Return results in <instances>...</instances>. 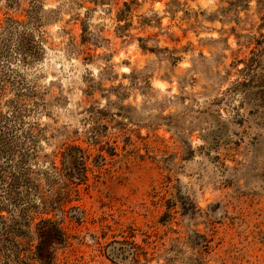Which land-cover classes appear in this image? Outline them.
Here are the masks:
<instances>
[{
    "label": "rangeland",
    "instance_id": "rangeland-1",
    "mask_svg": "<svg viewBox=\"0 0 264 264\" xmlns=\"http://www.w3.org/2000/svg\"><path fill=\"white\" fill-rule=\"evenodd\" d=\"M0 176L24 264H264V0H0Z\"/></svg>",
    "mask_w": 264,
    "mask_h": 264
},
{
    "label": "trees",
    "instance_id": "trees-1",
    "mask_svg": "<svg viewBox=\"0 0 264 264\" xmlns=\"http://www.w3.org/2000/svg\"><path fill=\"white\" fill-rule=\"evenodd\" d=\"M63 169L70 180L75 183L81 182L85 177V164L83 151L78 146H70L63 153ZM1 178V176H0ZM6 217L1 214L0 208V261L13 262V264H24L23 249L20 244L12 239L17 230L7 224ZM37 246L36 257L41 262H47L50 258L48 252L43 247L46 241L58 238L62 231L60 227L50 218L40 219L37 223ZM6 252V253H5Z\"/></svg>",
    "mask_w": 264,
    "mask_h": 264
}]
</instances>
